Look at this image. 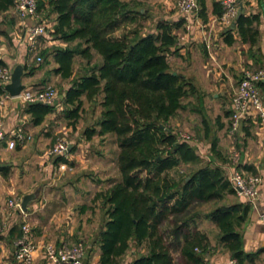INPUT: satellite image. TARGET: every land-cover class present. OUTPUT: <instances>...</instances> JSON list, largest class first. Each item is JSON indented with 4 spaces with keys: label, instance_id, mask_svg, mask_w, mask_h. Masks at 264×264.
<instances>
[{
    "label": "trees",
    "instance_id": "16d2710c",
    "mask_svg": "<svg viewBox=\"0 0 264 264\" xmlns=\"http://www.w3.org/2000/svg\"><path fill=\"white\" fill-rule=\"evenodd\" d=\"M37 3L38 11L46 7L48 14L55 15L51 35L67 44L49 53L46 49L39 52L44 64L51 55L56 64L52 73L68 79L73 75L76 56L87 64L95 54L99 58L79 76L74 75L60 95L62 118L72 128L81 118L83 99L98 104L99 115L83 134L90 138L111 133L118 147L119 179L92 200L101 203L106 215L97 236L98 263L122 264V257L134 242L143 250L130 264H209L205 258L214 248L209 234L199 227L200 218L214 224L216 244L230 258L238 264L252 262L256 254L244 251L242 234L250 204L238 198L223 169L204 163L178 176L169 174L172 169L201 160L192 141L180 139L167 126L184 108L183 99L194 90L167 61L177 41L173 33L177 25L160 20L156 32H142L140 24L129 27L141 14L133 0ZM196 3L204 10V0ZM12 6L13 0H0V14ZM3 22L6 26L0 35L8 40V28L13 27L15 18L6 17ZM258 23L256 14L243 13L236 19L237 33L251 47L257 45ZM41 62L32 67L24 65V69L31 73L42 66ZM5 65L0 59V66ZM0 94H6L2 86ZM24 111L34 125H39L55 107L26 103ZM54 161L66 159L61 155ZM204 204L213 207L201 212ZM164 223L170 226L167 236L162 232ZM19 234L20 230L17 237Z\"/></svg>",
    "mask_w": 264,
    "mask_h": 264
},
{
    "label": "crops",
    "instance_id": "0c3cea01",
    "mask_svg": "<svg viewBox=\"0 0 264 264\" xmlns=\"http://www.w3.org/2000/svg\"><path fill=\"white\" fill-rule=\"evenodd\" d=\"M133 1L138 3L141 12L136 17L140 18L138 21L142 20V32H156L155 25L160 20L177 25L173 29L177 41L171 47L167 61L171 70L188 79L194 90L183 99L184 108L176 115L180 114L183 121L176 124L194 133L192 144L201 159L198 166L204 163L220 166L229 177L234 166L228 158L232 151H237L240 157L236 168L244 174L261 178L260 193L253 203L245 197L238 198L250 204L248 218L242 228L243 249L256 254L249 264H264V221L260 218L264 212V129L259 127L255 117L250 116L241 122L234 135L228 131L231 99L243 71L264 69V0H240L243 13L259 17V37L254 47L241 40L236 19L229 24L221 21L218 14L222 10L221 0H204V10L196 5L189 15L179 12L176 0ZM0 15L15 18L13 27H7L10 38L7 40L0 35V59L7 66L20 60L29 67L31 56H40L42 49L49 53L53 45L67 46L59 39L41 37L36 53H31L25 43L24 31L18 27L13 8ZM5 26L0 18V29ZM42 38L44 41H41ZM48 57L52 59L51 55ZM49 65L36 67L31 73L24 69V78L30 79L29 82L22 79L25 89H37L42 84L61 79L58 74L51 72L56 66L53 59L52 66ZM73 77L74 73L62 80L69 82ZM260 83L259 90L264 97V81ZM26 103L21 98L0 94V121L4 130L12 134L21 125L25 134L29 135V139L23 143L17 142L14 149H8L5 145L0 148V221L3 224L0 264H16L13 257L14 241L23 223L29 224L33 239L38 244H74L86 240L83 264H99L97 236L106 215L101 203L92 201V187L100 192L118 181L116 141L111 157L108 156L109 150L105 149L96 150L99 156L91 159L89 149L94 145L95 137L101 139V149L107 148L105 137L109 133L87 138L83 132L78 135L76 130L69 151L63 155L66 161L55 163L54 159L58 156L49 154V149L56 142L55 135L61 131L54 120L57 113L61 112L55 109L41 124L34 125L29 114L24 111ZM71 128L63 126L65 131H72ZM60 164H64V168H60ZM110 164L114 165L117 174L115 181L108 180ZM92 173L94 178L89 175ZM33 190H38V196L29 203L27 212L9 208L5 204V197L10 195L20 201L21 196ZM18 191H21L20 196L17 195ZM98 209L100 212L95 214ZM209 222L217 232L214 224ZM13 227L16 229L13 230ZM137 255L124 264H130ZM205 259L209 264H227L230 256L223 250H211ZM32 264L50 263L43 258L38 248Z\"/></svg>",
    "mask_w": 264,
    "mask_h": 264
},
{
    "label": "built area",
    "instance_id": "2783aa9c",
    "mask_svg": "<svg viewBox=\"0 0 264 264\" xmlns=\"http://www.w3.org/2000/svg\"><path fill=\"white\" fill-rule=\"evenodd\" d=\"M196 0H176V7L184 15L191 14L196 8ZM222 22L229 24L234 22L240 8V0H221ZM13 13L17 17L18 27L24 31V39L27 49L31 53H36L38 41L41 37L47 36L49 26L38 12L37 0H13ZM37 63L42 61L40 56H36ZM11 70L9 66H0V86H4L11 80ZM264 81V69H245L238 82L236 90L231 99V112L229 115L228 131L234 135L240 128L241 122L250 117H255L259 127L264 129V97L259 90V83ZM8 97V94H4ZM59 92L54 86L45 85L37 89H24L18 98L28 103H42L54 106L61 111L63 106L59 101ZM179 138L189 140V135L179 133ZM29 139L21 125H18L12 134L6 132L0 121V148L5 145L8 149H14L17 142L23 143ZM70 144L65 139H57L55 144L49 149V154L61 156L69 151ZM239 153L232 151L229 161L234 168L229 179L238 196L245 197L248 202L253 203L259 196V185L261 178L253 174H244L236 166L239 162ZM64 168V164L59 165ZM9 208H19V200L11 198L7 202ZM260 218L264 221V212ZM3 224L0 221V233ZM40 248L43 258L50 264H83L85 258V245L82 241L74 244L53 242H42L38 244L32 236L28 223H23L20 227V234L14 241L13 257L16 264H32L34 253ZM227 264H238L235 259L230 258Z\"/></svg>",
    "mask_w": 264,
    "mask_h": 264
},
{
    "label": "rangeland",
    "instance_id": "374dc122",
    "mask_svg": "<svg viewBox=\"0 0 264 264\" xmlns=\"http://www.w3.org/2000/svg\"><path fill=\"white\" fill-rule=\"evenodd\" d=\"M39 0H37V2H38ZM45 1H47V0H45ZM39 13H40V16L42 17V18H44L45 20H46V22H47V24L49 25L48 27H47V36H45V37H43V38H52V39H56L55 38V36L54 35H51V30H52V26H53V24H54V18H55V15L54 14H48V9L46 8V7H44V8H40L39 9V11H38ZM0 18H2V19H5L6 17H3L2 15H0ZM138 19H140L139 17H137V20H136V24L134 25V24H131V25H128L129 27H133V26H135L136 27V25H142L141 23V21H138ZM147 26V25H146ZM42 38V39H43ZM41 39V41H44V39L42 40ZM55 47V45H53L52 47H50V49H53ZM43 50V49H42ZM38 54V53H37ZM32 55V54H31ZM48 60H49V63L48 64H50L49 66H52V59L50 58V57H48ZM98 60H99V58H98V56L95 54L94 55V57H93V59H92V61H91V63L90 64H87L86 63V61L83 59V58H81V57H79V56H76L75 57V59H74V62H73V73H74V75H75V77H77V76H79L81 73H83V70H84V68L87 66V65H91L93 62L94 63H97L98 62ZM18 63H20V64H23V66L24 65H27V63L26 62H20V60H18V62H16V63H14V62H12V63H10V65H9V67L10 68H13L16 64H18ZM29 67H32V66H37V61H36V58H35V54H34V56H31V59H29ZM41 64H42V66L43 65H45L44 63H43V61L41 62ZM28 66V65H27ZM48 66V67H49ZM24 76H25V74H24ZM24 76H23V78H24ZM24 80L25 81H27V82H29L30 81V79L29 78H27V77H25L24 78ZM71 83V81L69 80V82H68V80H62V79H58V80H55V81H52V82H50V83H45V84H42L41 86H44V85H50V86H54L57 90H58V92L59 93H62L68 86H69V84ZM83 101H84V103H83V111H82V114H81V118L79 119V121L77 122V128L75 129V127L74 128H71V130L72 131H65L64 129H63V126H65L66 125V121L62 118V113H57V116L55 117V121H56V123H55V125L58 127V130H61V131H59L56 135H55V141H57V139H60V138H63V139H65L67 142H69V144L72 142V139H73V136H75L74 134V131H78V135L79 134H81L82 132H83V130L87 127V126H90L91 125V122H95V120L97 119V117H98V115H99V112H100V107L98 106V104H93V103H89V102H87L85 99H83ZM59 114V115H58ZM180 115V114H179ZM176 116L175 118H172L168 123H167V126L168 127H170V128H172V130L174 131V132H176V133H178V135H179V133H185V134H187V135H189V137H190V139L189 140H191V141H193V139L194 138H192V137H194V133H192L191 131H189V130H187V131H185L184 129H183V126L182 125H177L176 123L178 122V121H183L182 120V117H181V115L180 116ZM189 121V120H188ZM185 125H188V124H185ZM63 129V130H62ZM75 129V130H74ZM181 131V132H180ZM193 135V136H192ZM105 141H106V147L107 148H103L102 147V149H101V146L103 145H101L100 144V142H102V141H100L101 139L100 138H98L97 136L95 137V141H94V145H92V147L89 149L90 151V155H91V159H94L95 158V156L97 157V156H99L98 154H96L95 153V151L96 150H98V151H103V150H105V149H108L109 150V153H108V156H112V154H113V149H114V143H115V136L113 135V134H111V133H109L106 137H105ZM114 165L113 164H110L109 165V175H108V178H110V179H108L109 181L110 180H114L115 181V179H116V176H117V174H116V172H115V169H114V167H113ZM198 166V163H195V164H189V165H183V166H180L179 168H175V169H172L171 171H169V174H171V175H173V176H178V174L180 173V172H188L189 171V169H192V168H195V167H197ZM90 176H92L93 178L95 177V175H93V173H92V175L91 174H89ZM106 186L108 185V183L107 184H105ZM94 186V185H93ZM93 189H92V197L98 192V190H96V187L94 188V187H92ZM103 188V187H102ZM34 191V190H33ZM32 191V192H33ZM17 194V193H16ZM20 194H21V191H18V194L17 195H19L20 196ZM22 197V196H21ZM9 199H11V197H10V195L9 196H7V197H5V204H7V202H8V200ZM96 202H99L98 200H96ZM95 205H98V203H95ZM213 207V205L212 204H204V205H201V207H200V209L199 210H201V212H206V211H208V210H210L211 208ZM99 211V209L95 212V214L97 213ZM100 212V211H99ZM98 212V213H99ZM94 214V215H95ZM93 224H94V222H93ZM96 225V223L94 224V226ZM199 227L200 228H202L203 230H205L208 234H209V236H210V238L212 239V241H211V244H212V247L214 248V250H215V248H216V250H221L218 246H217V244H216V232H215V229L214 228H212L211 227V223L207 220V219H204V218H200V221H199ZM169 229H170V226L168 225V223H164V225L162 226V232H163V234L165 235V236H167L168 235V233H169ZM82 241H83V243H84V245H85V247H86V240H84V239H82ZM140 250H143V248H142V246H138V245H136L134 242H131L130 243V247H129V249H128V251L126 252V254L122 257V264H124L125 262H127L126 260H128L129 258H131V257H133V255L135 256V255H137V253H139L140 252ZM173 250H175V249H173ZM173 256L175 257V259L177 258V253H173Z\"/></svg>",
    "mask_w": 264,
    "mask_h": 264
},
{
    "label": "water",
    "instance_id": "95a60500",
    "mask_svg": "<svg viewBox=\"0 0 264 264\" xmlns=\"http://www.w3.org/2000/svg\"><path fill=\"white\" fill-rule=\"evenodd\" d=\"M243 13L242 6L237 13L236 19ZM25 74L23 64H16L11 70V80L4 86L5 91L10 97H17L26 88V85L22 82ZM38 196V190L24 194L19 201L20 211L25 213L28 211V205L34 201Z\"/></svg>",
    "mask_w": 264,
    "mask_h": 264
}]
</instances>
